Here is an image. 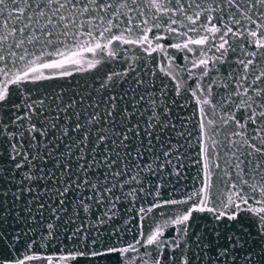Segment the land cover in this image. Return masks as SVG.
Instances as JSON below:
<instances>
[{
    "label": "snow or ice",
    "instance_id": "snow-or-ice-1",
    "mask_svg": "<svg viewBox=\"0 0 264 264\" xmlns=\"http://www.w3.org/2000/svg\"><path fill=\"white\" fill-rule=\"evenodd\" d=\"M0 264H264V0H0Z\"/></svg>",
    "mask_w": 264,
    "mask_h": 264
}]
</instances>
